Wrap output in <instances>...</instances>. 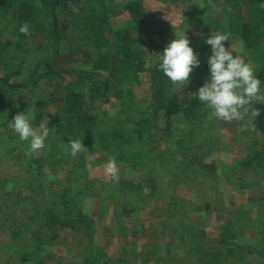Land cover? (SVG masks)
<instances>
[{
	"label": "rangeland",
	"instance_id": "1",
	"mask_svg": "<svg viewBox=\"0 0 264 264\" xmlns=\"http://www.w3.org/2000/svg\"><path fill=\"white\" fill-rule=\"evenodd\" d=\"M115 1L120 6H125L127 2ZM144 1L152 14L151 31L162 30L168 24L175 30L174 34V30L171 31L174 36L176 32L179 34L185 32L188 36L190 31L182 27L183 17L195 18L204 21L205 32L194 25L185 27L194 28L193 35L203 33L205 36L202 37L207 38L208 33L212 34L219 27L220 15L224 16V23L230 24L229 15L224 12L226 6L224 0ZM73 7L76 9L78 6L73 4ZM128 18V12L123 10L110 20L114 23ZM3 36L7 39L15 38L7 30H4ZM151 37L152 34H149L140 44L143 46L148 44ZM241 42L243 39L238 38L235 42L228 43H231L234 53L242 56L254 69L256 68L255 72L258 74L261 70H258L259 67L253 60L262 57L263 61L260 46L256 44L249 52ZM191 44L199 51L200 60L205 66L209 54H202V48L207 44L203 40L199 44L191 41ZM90 50L94 52L91 48L83 51L87 55L85 59L96 57V53L93 55ZM84 54L75 66L92 70L91 65L84 63ZM195 71L196 69L191 74L196 73ZM99 72L100 70L94 71ZM147 82L149 84L134 85L139 100L144 96H150V82ZM47 88L49 87L46 85L45 90L52 91ZM55 91L51 92L55 94L51 95L52 100L43 108L52 121L61 117L63 112L61 108L64 105V92ZM43 95L39 94L42 99L48 96ZM37 96L38 92L30 89L17 91L16 97L19 101L27 104L24 109L16 112L14 109L3 108L0 111V264H38L40 255L31 252L39 250L40 247H37L35 242L40 241L41 233L46 231L49 235L46 234L48 237L45 247H48V251L46 250L45 264H77L80 257L89 252L88 243L104 251L105 264H264V255L261 254L259 258L256 256L258 252H255L256 255L252 254L255 249H251L254 245H264V236L259 235L264 229V200L247 204L243 197L245 194H252L253 197L262 196L264 190V168L258 164L255 172L248 169L246 172L249 173L246 175L243 171L242 164L246 152H250V148L257 143L256 140L262 139L260 133L255 134L254 126L252 122H248L247 117L232 122L213 118L215 122H211L212 118H209L211 109L208 108L207 118L201 124L207 133L193 135L191 138L187 134L194 125L182 124L176 120L174 132L176 130L178 132H175L174 148L169 149L170 154L166 151L161 158L153 157L148 162L139 160V157L135 156L137 154L134 155L136 151L128 149L124 150L128 152L124 157H119L121 149L102 151L98 143H95L96 146L93 145L92 149L84 143L86 149L72 156L68 143L61 138H58L57 144L53 147L47 139L45 147L33 153L30 152L29 142L20 140L7 126L15 115L23 111L30 112L35 117L34 102ZM123 108L113 109L111 114L123 115L125 113ZM33 126L39 127L34 119ZM156 140L161 141V138L156 136ZM162 143L159 145L164 148L165 145ZM260 146L258 145V148ZM209 148L213 149L208 154ZM45 152H52L53 155L48 157L47 154V159L42 161L44 165L42 169L32 165L31 158L35 156L43 158L42 154ZM184 152H187L186 157L182 155ZM109 156L116 158L119 167V180L115 182L104 172ZM174 156L180 160L176 164L172 161ZM130 158L138 161L127 162ZM200 161L213 164L204 175L203 170H198ZM156 162H159V165ZM251 173L253 177H249ZM26 178L28 182L30 179L34 182L32 186L35 190L26 188L25 192L31 196L35 194L36 198L34 196L25 204L15 205L12 201L9 204H1L2 198L9 195L6 191L14 192L23 188L19 182L26 183ZM145 179H148V182H145ZM50 183L56 191L68 188L69 194L77 197L76 208L66 212L77 215L91 210L90 215L95 216L101 208V201L105 203L107 211L103 219H95L96 230L88 229L85 235L69 226L57 233L48 228L50 223L45 211L48 205L46 201L54 196L52 190H47ZM87 183H90L92 188L80 195V190ZM231 189H234L235 195H240L241 198H231L221 203L222 206L219 205L218 200L225 197V193H231ZM169 190H173L175 196L182 198L180 203L188 200L192 207L188 206L189 210L176 215L164 213L163 218L169 224L163 226L159 224V218L167 206ZM39 192L41 193L37 195ZM159 195L161 197H158ZM259 197L257 199H260ZM207 204H211V207L206 208ZM190 219H194L193 224ZM42 248L44 249L43 246ZM246 248H250V251H246ZM165 253L171 257L161 259V255ZM95 255L98 257L96 253ZM100 258L101 255L98 259Z\"/></svg>",
	"mask_w": 264,
	"mask_h": 264
},
{
	"label": "trees",
	"instance_id": "2",
	"mask_svg": "<svg viewBox=\"0 0 264 264\" xmlns=\"http://www.w3.org/2000/svg\"><path fill=\"white\" fill-rule=\"evenodd\" d=\"M144 2V0H127L125 6H120L115 0H0L2 24L0 26V111L3 108L21 111L27 104L19 101L16 92L27 89L37 91V100L34 102V121L37 125H40L41 121L48 122L47 126L50 128L48 142L52 143V147L57 144L58 138L66 142L81 140L82 144L85 143V146L90 147L89 149H92L93 145L96 146L95 143L101 146L102 151L121 149L119 157L127 155L128 152L124 151L126 149L136 151L134 153V155L137 154L136 158L139 157V160L144 162L152 160L153 157L161 158L166 151L170 154L169 149L174 148L175 134L178 132L177 130L176 133L174 132L177 121L194 125L192 130L189 129L188 137L191 138L200 133L205 135L206 129L203 125L201 127V124L207 118L208 107L198 100L196 90L208 76L207 63L204 66L201 62L200 67L196 68V73L191 74L190 81L184 82L183 85L173 84L155 67L146 68L145 61L149 57L155 60L168 42L176 36L173 35L175 30L168 24L162 30L151 31L152 14ZM223 2L224 5L226 2L224 12L229 15L230 24L226 22L225 24L224 16L220 15L219 27L216 30L229 33V42H235L238 38L243 39L241 43L245 44L249 52L256 47V44L259 45L264 56V0H224ZM73 4L79 8L74 9ZM123 10L128 12L129 18L113 23L112 17L121 14ZM183 18L184 20L181 17L182 27L190 31L188 35L190 40L198 44L202 40L204 42L206 38L202 37L205 36L203 33L193 35L194 28L185 27L194 25L205 32L204 21ZM25 22L30 26L28 35L19 31L20 26ZM4 30L12 33L15 38H5ZM149 34H152L149 43L141 45L140 42ZM209 35L211 34L208 33L207 36ZM243 44L241 45L244 46ZM90 48L94 49L96 57L85 59L87 55L84 52ZM202 51V54H210V46H204ZM94 52L91 51V54L94 55ZM83 54L85 55L84 63L91 65L92 70L75 66ZM257 60L262 61V57L253 60V63L258 65V70H261L257 75L264 82V59L261 63ZM80 62L82 63V60ZM98 70H100L99 73H94ZM69 74H71L70 77ZM147 81L150 82V96H144L139 100L134 85L135 83L149 84ZM46 85L49 87L47 89H52L51 92L55 90L64 92V105L61 108L63 112L56 121L49 118L48 121L46 120L47 114L43 108L52 100L51 95H55L53 93L56 92L51 93L45 90ZM261 91L264 92V83H262ZM39 94L48 96L42 99ZM120 107H124L123 115L111 114L113 109L118 110ZM255 107L261 110V114L252 124L255 134L260 133L262 139H255L257 143L254 142L256 144L252 149L250 148V154L246 150L242 164L244 174L248 169L250 172L257 171L258 164L259 167L264 168V104H255ZM211 122H215L213 118ZM156 136L161 138V141L156 140ZM160 143L165 145L164 148H161ZM258 145H261L260 148ZM182 146L185 148L183 144ZM212 149H208V154ZM47 154L48 157L53 155L52 152H45L42 154L43 158L32 157V165L42 169L44 166L42 161L47 159ZM182 155L186 157L187 152ZM172 159L175 164L180 161L175 156ZM134 160L138 161L130 158L127 162ZM209 163L200 161L198 170H203V175L210 166H213ZM156 164L159 165V162ZM248 173L246 172V175ZM249 177H253V173ZM26 179V183L19 182L23 188L14 192L6 191L10 196H4L1 204H9L11 201L15 205L25 204L32 200L35 194L31 196L25 192V189L35 190L32 186L34 182L31 179L28 182V178ZM150 180L153 183L151 177ZM145 182H148V179H145ZM90 183L94 184L91 181ZM90 183L82 187L80 195L92 188ZM47 190L54 192V196L52 195L49 201H46L48 205L45 207L47 220L50 223L48 228H52L54 233L69 226L86 235L88 229L96 230L95 219H103L107 211L105 203L101 201V208L96 217L90 215L91 210L86 213H77V215L66 212L76 208L77 197L70 195L68 188L60 192L56 191L51 183ZM230 192L225 193V197L218 200L219 205L222 206L221 203L231 198H241L240 195H235L234 189ZM169 193L167 209L165 208L163 215L159 218V224L163 226L169 224L163 218L164 213L167 215L184 213L191 205L188 200L181 201V204L182 198L175 196L173 190H169ZM261 194L262 196L259 195L261 197L257 196L260 199L253 197L252 194H245L243 197L247 204L255 203L258 200H264V190ZM180 207H182L181 210ZM210 207L211 204H207L206 208ZM190 222L193 224L194 219H190ZM262 231L260 236H264V229ZM46 234L47 231L42 232L40 241L35 242L37 247H40L39 250L31 252V254L37 252L40 255L38 264H45V255L48 251L45 242L49 233ZM88 244L89 252L83 254L77 264H105L104 251L96 249L92 243ZM174 244L176 246L175 242ZM251 249H255L252 254L256 255L255 252H258L256 256L259 258L261 254L264 255V245H254ZM246 251H250V248H246ZM169 257L171 256L167 253L161 255V259ZM256 261L259 262V260Z\"/></svg>",
	"mask_w": 264,
	"mask_h": 264
},
{
	"label": "clouds",
	"instance_id": "3",
	"mask_svg": "<svg viewBox=\"0 0 264 264\" xmlns=\"http://www.w3.org/2000/svg\"><path fill=\"white\" fill-rule=\"evenodd\" d=\"M20 33L28 35L30 26L27 22L19 28ZM230 34L223 31H213L204 43L210 46L207 57L208 76L196 90L198 100L211 109L209 118L225 122L241 121L245 117L253 122L260 116L261 110L255 104H264L262 82L253 66L232 51L229 42ZM200 53L191 44L190 38L184 32H176V38L168 42L162 53L153 60L145 61L146 68L155 67L173 84L189 82L190 74L200 67ZM33 114L20 112L8 123V126L22 141L29 142L30 152H37L45 147L50 134L48 122L41 121L39 127L33 126ZM48 121V117L46 118ZM70 154L76 156L86 147L81 140H68ZM105 175L115 182L119 180V167L114 156H109L104 168Z\"/></svg>",
	"mask_w": 264,
	"mask_h": 264
},
{
	"label": "crops",
	"instance_id": "4",
	"mask_svg": "<svg viewBox=\"0 0 264 264\" xmlns=\"http://www.w3.org/2000/svg\"><path fill=\"white\" fill-rule=\"evenodd\" d=\"M235 192V194H236V191H234Z\"/></svg>",
	"mask_w": 264,
	"mask_h": 264
}]
</instances>
